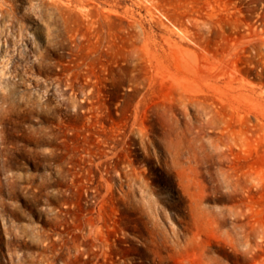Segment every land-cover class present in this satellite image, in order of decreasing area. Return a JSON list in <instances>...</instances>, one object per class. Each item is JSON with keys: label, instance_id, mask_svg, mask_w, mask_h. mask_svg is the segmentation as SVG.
<instances>
[{"label": "rangeland", "instance_id": "obj_1", "mask_svg": "<svg viewBox=\"0 0 264 264\" xmlns=\"http://www.w3.org/2000/svg\"><path fill=\"white\" fill-rule=\"evenodd\" d=\"M0 264H264V0H0Z\"/></svg>", "mask_w": 264, "mask_h": 264}]
</instances>
